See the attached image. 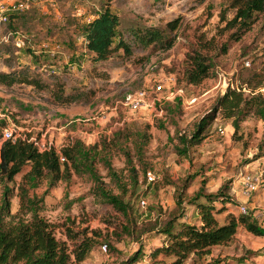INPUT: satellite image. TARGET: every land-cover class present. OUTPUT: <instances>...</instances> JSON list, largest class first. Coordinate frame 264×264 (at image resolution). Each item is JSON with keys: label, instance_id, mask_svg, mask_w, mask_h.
<instances>
[{"label": "rangeland", "instance_id": "rangeland-1", "mask_svg": "<svg viewBox=\"0 0 264 264\" xmlns=\"http://www.w3.org/2000/svg\"><path fill=\"white\" fill-rule=\"evenodd\" d=\"M24 1L21 11H6V19L0 20V71H14L31 82H0L2 127L9 126L14 137L28 136L58 152L74 139L85 145L107 140L122 125L133 133L145 130L148 134L138 154L128 140L130 162L120 150L111 148L106 155L108 167L99 160L94 165L97 183L128 202V217L136 225L130 234L120 229L123 217L93 191L96 182L85 173L70 170L67 178L52 186L42 180L28 189L42 195L39 212L49 221L100 231L101 238H96L84 258L71 264H122L136 249L137 260L131 264H168L172 256L150 254L159 244L155 231H144L138 238L134 234L142 223L166 216L183 182L187 194L199 185L215 191L224 184L232 199L216 214L218 222L227 212L239 214L238 205L243 204L264 227V122L248 115L232 133L229 120L217 111L200 139L186 146L184 153L179 152L182 144L177 139L179 134L187 138L210 110L224 90L222 75L228 84L241 85L244 93L251 88L242 80L261 81L254 90L264 92V13L254 12L248 28L234 39L231 29L224 26L233 14L230 0ZM104 4L118 16L117 35L129 50L114 47L105 58L94 59L84 46L81 25ZM147 26L156 27L160 35L143 44L132 31L141 33ZM194 50L209 58L210 71L199 82L188 84L182 70ZM166 74L174 76L185 95L164 101L160 115L121 105L125 93L149 87ZM191 96L196 98L189 102ZM27 168L24 165L9 182L11 212L17 208V184ZM146 170L154 175L152 182H145ZM244 174L256 177L253 188L242 186ZM139 199H144L143 206ZM189 207L193 208L187 206L182 219L191 221ZM55 235L64 238L61 227H56ZM263 245L264 234L239 224L230 240L210 247L209 258H225L230 264H264V255L252 252ZM193 257L188 255L181 264L208 259L194 261Z\"/></svg>", "mask_w": 264, "mask_h": 264}, {"label": "trees", "instance_id": "trees-1", "mask_svg": "<svg viewBox=\"0 0 264 264\" xmlns=\"http://www.w3.org/2000/svg\"><path fill=\"white\" fill-rule=\"evenodd\" d=\"M229 6L233 8V14L225 20L224 26L231 29L230 36L238 38L249 26L254 12L264 13V0H230ZM11 13V12H10ZM118 16L104 4L102 9L87 18L81 25L84 46L92 53L94 59L105 58L112 48L121 47L128 51L127 44L117 35ZM173 26L172 22H168ZM136 32L143 44L159 38L156 27H144L143 32ZM117 35L113 43L114 36ZM211 62L209 58L194 50L189 56V64L182 70L185 83L193 84L209 75ZM26 79L14 71H0V82L10 84ZM246 87H250L248 93H244L240 86L227 84L224 90L218 94L210 110L203 114L195 128L188 137L179 134L178 141L182 144L179 152L184 153L186 146L196 143L201 136L204 127L212 122L217 111L220 116L229 120L232 133L236 132L248 115H254L264 122V92L254 90L261 81L250 84V80H242ZM165 108V106H163ZM4 118L0 117V133ZM132 136V137H131ZM148 134L145 130L133 133L125 126L117 127L111 132L110 137L98 142L85 145L78 139L71 144L61 147L59 152L63 160H59L58 152L53 147L38 149L33 142L26 137L6 138L0 141V264H71L84 258L101 234L98 229H90L87 226L73 229L67 223L56 224L49 221L40 212L42 195H36L34 191H28L39 182L45 180L47 186H52L58 179L67 178L70 170L76 174H87L96 184L93 191L99 194L105 203L110 204L123 217L120 229L130 234V229L135 228V220L127 214L128 202L124 201L120 194L112 193L100 186L95 171L97 160L108 167L107 152L111 148L120 150L128 162L131 161L130 139L134 153L138 154L147 141ZM28 168L22 174L21 181L17 184V208L10 211V197L14 175L24 165ZM185 182L181 184L174 196V205L162 220L154 218L137 227L134 238L148 230H153L159 236V244L150 249V254L158 253L170 255L168 264H181L188 255L195 258L208 256L204 263L197 264H230L225 258L210 257V247L222 244L230 240L235 233L237 225L255 234H264L261 227L253 218V214L241 213L235 215L227 212L222 222H218L216 214L223 210L225 201L232 198L226 193V186L221 184L215 191H205L199 185L190 194L185 193ZM125 189L121 187L123 192ZM187 206H193L198 214L199 223L182 219ZM62 228L64 238L55 235L56 227ZM99 238V239H100ZM106 244V243H105ZM139 249L127 255L122 264H131L137 260ZM255 254L264 255V245L259 247Z\"/></svg>", "mask_w": 264, "mask_h": 264}, {"label": "built area", "instance_id": "built-area-1", "mask_svg": "<svg viewBox=\"0 0 264 264\" xmlns=\"http://www.w3.org/2000/svg\"><path fill=\"white\" fill-rule=\"evenodd\" d=\"M26 6L24 0H13L5 1L0 0V20H5L7 17L6 11L16 12L21 11ZM247 63V61H245ZM221 75V74H220ZM223 79V88L228 84L222 75ZM226 81V82H225ZM184 89L181 86H177L175 78L172 74L162 75L153 80L152 84L149 87H140L133 92H127L123 95L120 100L121 105L131 111L150 109L155 111V114L160 115L163 111L162 103L166 100H172L175 96L184 97ZM195 96L188 98V101L191 102L195 99ZM157 105V107H155ZM14 138L11 133L9 126H4L1 129L0 139ZM33 144L40 150L49 148V145H44V143L30 139ZM54 148V147H53ZM55 149V148H54ZM58 152V151H57ZM59 160H63V156L58 152ZM154 180V175L150 170L145 171V182H152ZM256 177L250 174H244L241 179L242 186L248 188H253L255 186ZM247 191V188L243 190ZM140 205L145 204L144 199H139ZM248 210L243 204L238 205V212L246 213ZM101 248L105 249V243L101 244Z\"/></svg>", "mask_w": 264, "mask_h": 264}, {"label": "crops", "instance_id": "crops-1", "mask_svg": "<svg viewBox=\"0 0 264 264\" xmlns=\"http://www.w3.org/2000/svg\"><path fill=\"white\" fill-rule=\"evenodd\" d=\"M187 214H188L189 219H191V221L190 220H187V221L199 223L198 214L196 213L195 209H193L192 207H189L187 209Z\"/></svg>", "mask_w": 264, "mask_h": 264}]
</instances>
